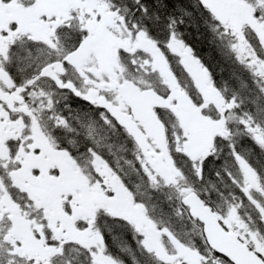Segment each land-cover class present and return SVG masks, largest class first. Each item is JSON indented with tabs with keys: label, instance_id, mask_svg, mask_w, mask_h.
Returning <instances> with one entry per match:
<instances>
[{
	"label": "snow or ice",
	"instance_id": "1",
	"mask_svg": "<svg viewBox=\"0 0 264 264\" xmlns=\"http://www.w3.org/2000/svg\"><path fill=\"white\" fill-rule=\"evenodd\" d=\"M0 264H264V0H0Z\"/></svg>",
	"mask_w": 264,
	"mask_h": 264
},
{
	"label": "flooded vegetation",
	"instance_id": "2",
	"mask_svg": "<svg viewBox=\"0 0 264 264\" xmlns=\"http://www.w3.org/2000/svg\"><path fill=\"white\" fill-rule=\"evenodd\" d=\"M14 15H15L14 12L9 11L8 13H5V14L3 15V17L0 18V19H2L3 22H7V20H8V19H11Z\"/></svg>",
	"mask_w": 264,
	"mask_h": 264
}]
</instances>
